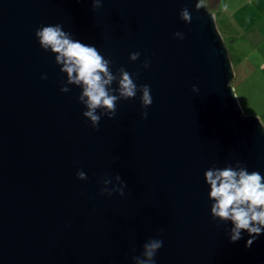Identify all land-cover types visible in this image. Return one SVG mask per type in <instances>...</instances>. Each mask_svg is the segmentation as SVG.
<instances>
[{
	"label": "water",
	"instance_id": "water-1",
	"mask_svg": "<svg viewBox=\"0 0 264 264\" xmlns=\"http://www.w3.org/2000/svg\"><path fill=\"white\" fill-rule=\"evenodd\" d=\"M197 2L0 0V264H135L149 239L164 242L156 264H264V234L232 242L231 221L211 215L205 171L240 160L264 175V129L243 115L215 14ZM48 24L150 85L153 103L138 91L94 128L35 36ZM117 175L124 195H102Z\"/></svg>",
	"mask_w": 264,
	"mask_h": 264
},
{
	"label": "clouds",
	"instance_id": "clouds-1",
	"mask_svg": "<svg viewBox=\"0 0 264 264\" xmlns=\"http://www.w3.org/2000/svg\"><path fill=\"white\" fill-rule=\"evenodd\" d=\"M104 0H92L94 9L102 7ZM196 10L204 8V0H198L195 5ZM180 17L187 23L192 22V14L187 7L180 12ZM180 39H184V33L174 34ZM39 44L45 51L55 54V62L60 65V71L66 73V81H62V92H69V85H76L82 88L79 100L86 106L83 115L89 118L94 128H99L102 116L113 118L117 114V102L121 99L128 100L137 96L140 97L143 107L146 109L153 103L151 86L148 84L137 85L133 79V74L124 67H120L114 74L112 66L114 61L105 56L97 47L85 44L74 39L71 32L65 31L61 24L41 25L35 31ZM140 57V52L130 53L132 61ZM150 60L145 59L144 67L148 68ZM42 78L46 79V75ZM118 81L119 87L113 88V82ZM193 91L198 92L199 88L193 85ZM115 93H118L115 94ZM102 111L98 114L97 110ZM146 119L148 112L142 113ZM261 128L264 129V123ZM205 181L210 186L209 199L211 204V215L213 219L223 222L231 221L233 227L229 230V238L232 242H238L243 238L246 231L249 239L246 247H251L253 243L264 234V175L259 171L249 172L248 168L240 160L235 162V167L228 164L224 168L216 167L215 164L205 171ZM77 176L84 180L87 174L80 170ZM117 185L111 189L107 185L112 184L110 178L104 179L105 187L101 189V194L107 193L109 196L113 192L124 195V182L120 175L116 176ZM163 240L149 239L143 245L144 251L139 256H134L135 264H156L155 257L159 249L163 247Z\"/></svg>",
	"mask_w": 264,
	"mask_h": 264
},
{
	"label": "rangeland",
	"instance_id": "rangeland-1",
	"mask_svg": "<svg viewBox=\"0 0 264 264\" xmlns=\"http://www.w3.org/2000/svg\"><path fill=\"white\" fill-rule=\"evenodd\" d=\"M228 48L234 71L232 86L244 116L264 123V33L251 32L248 19L258 13L255 25L264 26V0H204ZM248 24L250 26H248Z\"/></svg>",
	"mask_w": 264,
	"mask_h": 264
},
{
	"label": "crops",
	"instance_id": "crops-1",
	"mask_svg": "<svg viewBox=\"0 0 264 264\" xmlns=\"http://www.w3.org/2000/svg\"><path fill=\"white\" fill-rule=\"evenodd\" d=\"M256 17H260V16H258V13L253 14V15L248 19V21L252 24L251 26L248 24V26H250L249 28H251L250 31H251V32H257L258 27H259L260 33H262V32L264 33V26H263V25H260V26H256V25H255V21H254L253 19H255ZM218 30H219V28H218ZM219 31H220V30H219ZM260 49H264V40H262V45L260 46ZM263 70H264V68H263Z\"/></svg>",
	"mask_w": 264,
	"mask_h": 264
}]
</instances>
